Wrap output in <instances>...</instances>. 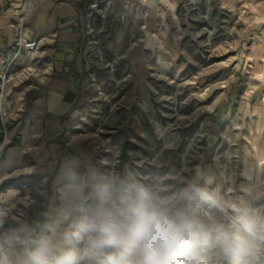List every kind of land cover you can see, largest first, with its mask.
Returning <instances> with one entry per match:
<instances>
[{
  "label": "rangeland",
  "instance_id": "obj_1",
  "mask_svg": "<svg viewBox=\"0 0 264 264\" xmlns=\"http://www.w3.org/2000/svg\"><path fill=\"white\" fill-rule=\"evenodd\" d=\"M148 2L100 0L82 54L86 91L60 135L41 129L42 49L35 59L23 52L30 64L12 63L17 73L36 68L23 83L0 78V238L47 234L60 243L98 195L138 189L204 223L229 224L230 212L188 198L192 184L264 214V0ZM10 62L0 61V74ZM60 156L78 163L82 194L53 223L60 202L50 175ZM202 256L232 264L212 250ZM254 264H264V244Z\"/></svg>",
  "mask_w": 264,
  "mask_h": 264
},
{
  "label": "clouds",
  "instance_id": "obj_2",
  "mask_svg": "<svg viewBox=\"0 0 264 264\" xmlns=\"http://www.w3.org/2000/svg\"><path fill=\"white\" fill-rule=\"evenodd\" d=\"M189 188L188 198L230 212L231 222L204 223L142 189L120 198L102 193L81 210L60 243L47 234L0 238V264H209L205 250L232 264H254L264 244V214L247 203L230 204L198 184ZM16 246L21 252L13 259L9 250Z\"/></svg>",
  "mask_w": 264,
  "mask_h": 264
},
{
  "label": "crops",
  "instance_id": "obj_3",
  "mask_svg": "<svg viewBox=\"0 0 264 264\" xmlns=\"http://www.w3.org/2000/svg\"><path fill=\"white\" fill-rule=\"evenodd\" d=\"M17 1L0 0V61L4 62L7 57L16 33L26 31L32 39H43L42 67L45 71L40 80L46 85V94L40 99L39 108L41 129L49 139L70 127L86 91L85 73L89 67L82 54L90 37L86 34L84 18L94 0ZM151 3L149 0L148 4ZM24 63L30 64V60L22 55L15 64L22 67ZM54 164L55 171L50 175L57 194L54 205L58 200L60 204L53 212V223L59 220L56 219L59 213L63 217L73 213L82 194L81 184L74 182L78 163L60 156Z\"/></svg>",
  "mask_w": 264,
  "mask_h": 264
},
{
  "label": "built area",
  "instance_id": "obj_4",
  "mask_svg": "<svg viewBox=\"0 0 264 264\" xmlns=\"http://www.w3.org/2000/svg\"><path fill=\"white\" fill-rule=\"evenodd\" d=\"M100 0H94L91 2L89 9L86 13V17L84 18V24L86 28V34L90 35L91 32H93L92 26H91V20L90 17L93 14L94 11L97 13L101 12L102 9H100ZM81 21H83V17L80 16ZM41 39H32L26 31L18 32L15 35V41L14 44L11 47V50L8 53V57H11V62L5 67L3 75L0 74V78L3 80L2 86H4L9 82H12L14 85L23 83L26 79L29 78L30 72L33 71V66L28 65L27 67H24L20 72H14L13 71V65L12 63L16 61L20 56L24 53H27V55H30L33 59L38 57V53L41 50Z\"/></svg>",
  "mask_w": 264,
  "mask_h": 264
},
{
  "label": "bare ground",
  "instance_id": "obj_5",
  "mask_svg": "<svg viewBox=\"0 0 264 264\" xmlns=\"http://www.w3.org/2000/svg\"><path fill=\"white\" fill-rule=\"evenodd\" d=\"M170 1H172V3L175 5V3L173 2V0H170ZM130 6H132V5H130ZM122 7V6H121ZM128 10H129V6H125L124 7V13L123 14H126L127 12H128ZM146 27V26H145ZM44 43V42H43ZM23 173H26V172H24V170H21V171H19V174H23Z\"/></svg>",
  "mask_w": 264,
  "mask_h": 264
},
{
  "label": "trees",
  "instance_id": "obj_6",
  "mask_svg": "<svg viewBox=\"0 0 264 264\" xmlns=\"http://www.w3.org/2000/svg\"><path fill=\"white\" fill-rule=\"evenodd\" d=\"M1 126V125H0ZM1 128V127H0ZM1 133H0V144L3 142V130L0 129Z\"/></svg>",
  "mask_w": 264,
  "mask_h": 264
}]
</instances>
